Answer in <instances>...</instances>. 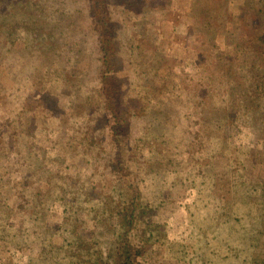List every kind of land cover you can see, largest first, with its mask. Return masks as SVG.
<instances>
[{"label":"rangeland","instance_id":"374dc122","mask_svg":"<svg viewBox=\"0 0 264 264\" xmlns=\"http://www.w3.org/2000/svg\"><path fill=\"white\" fill-rule=\"evenodd\" d=\"M87 1L0 0V264H264V0H105V91Z\"/></svg>","mask_w":264,"mask_h":264},{"label":"trees","instance_id":"16d2710c","mask_svg":"<svg viewBox=\"0 0 264 264\" xmlns=\"http://www.w3.org/2000/svg\"><path fill=\"white\" fill-rule=\"evenodd\" d=\"M86 8L89 10L91 16L95 17L96 14L98 16L97 18L93 19V22L97 24L95 30L97 31L98 49H100V54L106 55L104 50V46H106L107 53L109 55V59L106 61V67L105 64H103L95 71L98 77L101 76L102 83L100 84V90L105 91L109 89H116L120 84H118L117 80L119 77H117L115 73L118 69H120V65L117 64V66L113 67V63H111L113 61L111 60V56L115 53L112 46L115 45L116 38L113 36V34L115 33L116 27L114 24H111V21L108 17L109 13L105 0H88L86 2ZM100 70H108V74L105 76V78L99 74ZM117 110V108L113 109L114 116L116 115ZM119 127L120 125L115 128V131H113L112 134L113 142L115 143L118 142L117 137L120 135L119 132L121 131V128L119 129ZM131 220L134 221V218H131ZM123 222L125 227L131 229L130 225L132 222H128V218H126ZM76 248L77 253H80L78 250L79 247ZM110 252L111 254L108 255H101L102 253H100V256L96 259V262L90 261V264H140L139 258L143 255L142 251L131 244L127 235H125V237L118 236L115 242L112 243ZM77 253L75 252L73 256H77ZM78 259V264L86 263L84 256L78 255Z\"/></svg>","mask_w":264,"mask_h":264}]
</instances>
